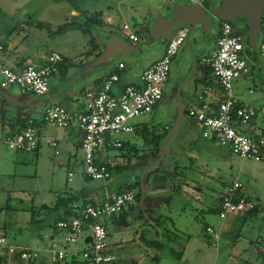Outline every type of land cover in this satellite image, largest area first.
<instances>
[{
    "label": "rangeland",
    "instance_id": "obj_1",
    "mask_svg": "<svg viewBox=\"0 0 264 264\" xmlns=\"http://www.w3.org/2000/svg\"><path fill=\"white\" fill-rule=\"evenodd\" d=\"M94 1L0 0V45L7 44L6 37L12 35L23 47V49L20 48V53L26 56L46 57L50 52L55 51L63 56L65 61L63 66L67 65L68 71H71L70 68L72 67L78 69V73L75 75V79L78 78L79 81L75 85L76 89L79 90L76 98L77 103L72 105L71 108V105L62 103V99L59 100L62 106L67 109L70 108L73 111L70 110L69 112L73 113L74 111H82L86 101L85 91H83V95L80 94V91L84 90L85 85H87V63L85 59L88 52L103 51L108 40L115 38L122 42L127 50H123L117 56H112L106 65L113 69L121 60L127 69L137 70L145 67L151 59L160 56L165 41L164 39L154 40L151 35L153 19L158 16L165 17L170 7V5H167L168 2L162 3L158 0H134L140 8V11L136 14L129 11L128 4L130 3L120 4L119 0H106L110 4L108 10L112 12L113 23L109 26L102 25L98 30H92L93 44L89 40V36L76 29L58 33V30L64 24L77 20L78 16L86 15L87 3ZM106 1L101 0L98 3L99 7H103ZM171 4L195 6L193 0H172ZM72 9L78 13L76 18L68 13ZM119 11L122 12V15L121 12L118 13ZM27 22L29 23L27 27L31 26L28 30L23 29V25ZM232 25L236 31L247 39L246 26L243 23L238 22ZM123 26L128 29L126 33L123 31ZM262 26H264V12ZM179 29L186 30L187 36L172 62L171 74L163 93V100L151 113L139 115L129 121V124L135 129L155 125L160 128L155 129L154 133L161 135L159 132L164 133L165 124L172 131L179 113V103L175 92H178L180 86L183 88V94L188 91L192 94H198L203 88V81L198 80V69L196 67L199 65L205 66L200 61L202 54L206 49L216 45L218 39L216 26L212 22L209 27V34L212 35L210 41L203 39L202 28L199 25L194 28L185 25L177 26L173 34ZM127 32L135 33L138 41L128 40ZM107 35L110 37L107 38ZM256 47H258V44ZM104 52L103 54H105ZM245 58L251 73L232 81V95L246 107L255 111V117L252 119L253 126L264 131V61L258 54L253 56L247 54ZM1 59L2 55L0 54V61ZM81 60L84 61L82 65H80ZM0 65L2 64L0 63ZM189 65L190 69L187 71ZM194 69H196L195 73L192 74ZM49 88L51 93L43 97L22 95L16 86L5 90V94L8 98H15L19 103L31 100V105L40 104V106L46 107L50 104L49 96L54 95L56 92L54 79L52 78L49 82ZM173 95L176 98H172ZM186 98L184 95L181 98L183 105L186 104ZM2 104L6 110L5 112L0 107V118L5 119H1V121L3 120L1 124L2 131L11 128L12 121L18 119L11 117V113H17L20 110L18 114L24 117L37 116L26 110H18L6 98L2 99ZM36 121L34 120L33 126L36 130H39L40 134L46 135L45 131L50 134L55 132L58 135L65 134V131L60 128L49 127L42 121V124ZM188 123L191 122L183 117L173 136L182 135L184 127H189ZM148 130L146 132L150 134L151 131ZM143 132L142 129L137 131L136 135L139 137L134 133L121 136L124 142L128 140L130 143H135L129 146L126 145L122 151L109 150L97 153L98 164L123 167L117 172L113 171V178L105 183L87 181L83 177V153L78 142L74 147L60 143L56 148L57 155L45 143V139L41 141L38 150L31 152L12 151L6 144V138L0 133V237L5 238L6 244L27 246L38 250L41 258L45 257L46 261L49 262L48 254L44 251L48 248V244L56 240L58 236L56 234L55 239H50L51 234L54 235L55 232L52 227L47 226L54 216L44 217L41 209L42 213L36 219H45V221L43 224L33 226L30 224V213L23 211L22 208L29 209L32 206L35 209H40L45 206L46 210L51 209L55 205L58 196L67 199L76 192L75 195H78L84 187L89 185L110 183V185L118 186L120 184V187H133L132 192L139 194V179L142 182L144 181L145 186L160 183L162 185L161 194L166 193L164 185H170L169 179L173 178L174 183L178 182L177 177L174 176L176 175L175 171L172 173L167 172L171 166V160L168 158H172L175 165L187 167L190 163L184 157L186 151L181 150L183 148L178 143L179 140H176L167 149V154L162 156L161 143L163 140L159 143H154L149 137L146 140L143 137ZM198 133L197 129L192 131V137L197 143L195 150H193L197 154L199 153V159L196 161L198 170L194 169L198 177H201L199 185L195 186L198 191L189 193V195H194L192 198L185 192H175L172 195V212L175 226L170 225L169 221H164L159 227L157 237L162 242V249L155 251L153 248H145L137 241L138 234L141 232L140 229L145 225L146 216H140L135 222L131 220V224L127 228L124 225H119L118 221L111 223L107 219L105 221L108 232L107 243L115 258L114 264H263L256 257L257 250L250 242L258 240L261 245L264 244V221L260 217L247 219L246 221L238 218L232 227L223 228L228 218L224 221L220 220L215 209L218 197L226 192L234 181L241 183L242 192L245 196L264 206V157L260 162L243 161L235 156L230 149L220 147L215 142L211 144V141L203 139ZM182 143L189 145L188 142ZM182 156L184 158H181ZM108 158L114 159L113 162L108 163ZM175 169H179V166ZM179 171L183 172V169H179ZM69 172L72 173V177L68 182L67 174ZM171 186L173 187V183H171ZM156 198L161 199V196ZM148 201L147 206L150 209L148 208L147 212L158 215L151 214L149 215L150 218H163L165 217L163 215H167L166 208L162 203L158 207V203L151 204V201ZM129 205L138 208L140 204L138 199H135ZM7 207L10 209L5 210ZM152 208L155 209V212L151 211ZM127 209L128 206L125 207V211ZM208 226L220 232V238L216 246L213 245L210 236L206 233V227ZM138 227L139 229H137ZM165 229L171 231V233H168L169 238L164 235V233L167 234ZM136 230L138 232L134 233ZM155 231L151 234L152 238L155 236ZM148 238L150 239V237ZM144 245L153 246V241H146ZM53 247L61 249L64 246L62 247L57 243ZM82 248L80 240L75 255L78 264L82 262ZM67 249H71V247L66 246L65 250ZM3 250L0 247V255ZM170 250L173 254L178 255L181 252L185 254L180 259V255L177 258L176 255L169 252ZM155 254L159 258L157 262L152 261L149 257ZM67 262L70 264V258L67 259ZM6 263L26 264L8 256Z\"/></svg>",
    "mask_w": 264,
    "mask_h": 264
},
{
    "label": "built area",
    "instance_id": "obj_2",
    "mask_svg": "<svg viewBox=\"0 0 264 264\" xmlns=\"http://www.w3.org/2000/svg\"><path fill=\"white\" fill-rule=\"evenodd\" d=\"M193 3L198 5L202 1L193 0ZM186 36V30H177L166 44L160 59L140 74L138 84H127L116 90L121 79L118 74L111 73L104 79L99 90L85 93L83 112L72 115L61 105H51L44 109L41 121L46 126L68 129L75 124L79 130L85 179L103 183L110 181L112 174L107 165L97 163V153L120 150L124 143L121 136L132 134L135 130L129 121L139 115L151 113L160 103L169 79L172 60ZM128 37L133 42L138 40L131 34ZM243 38L230 22L222 21L216 45L200 58L201 63L211 70L219 88L220 97L217 99L216 109L207 113L193 106L187 109L186 114L199 126L203 139L230 149L243 161L260 162L264 141L252 139L245 129L255 112L240 106L239 101L232 95V81L250 73L244 55ZM257 44V54L264 61L262 25ZM62 61L63 57L59 53L51 52L43 65L28 64L20 71L0 65V89L16 86L23 94L46 96L49 92V80L57 72V66ZM123 68L124 65L120 63L118 69ZM205 90L212 93L213 87L207 86ZM198 99L201 100L202 97L199 96ZM33 125L34 120L28 119L22 130L6 140L8 148L12 151H35L38 147V136ZM50 146L54 148L55 142L52 141ZM71 176L69 173L68 181ZM241 191V183L234 181L223 193L218 213L220 220L224 221L231 214L244 213L254 208L255 201L243 196ZM134 197L133 192L127 191L113 196L106 195L101 200L93 199L92 203L85 205L74 204L75 215L56 223L57 232L62 234L63 245L70 246L71 249L67 251L65 248H46L44 252L48 254L49 263H64L68 258L74 259L80 240L83 247L82 261L88 264L113 262L115 258L108 247V232L104 221L121 213ZM206 233L216 246L220 232L208 226ZM0 247L6 249L9 258L16 255L18 261L37 263L42 259L38 250L6 244L4 237H0Z\"/></svg>",
    "mask_w": 264,
    "mask_h": 264
},
{
    "label": "crops",
    "instance_id": "obj_3",
    "mask_svg": "<svg viewBox=\"0 0 264 264\" xmlns=\"http://www.w3.org/2000/svg\"><path fill=\"white\" fill-rule=\"evenodd\" d=\"M100 1L101 0H95L92 3H87V15H90L92 13H100L101 14V20H102V23H103L102 25L103 26L112 25V23H113L112 12H109V10H108L110 8V4L105 0L106 2L104 4V6L103 7H99L98 3ZM158 1L162 2V3L168 2L169 3V4H167L168 6L169 5L170 6L171 5H177V4H171L172 0H158ZM119 3L120 4L130 3V4H128L129 11L134 13V14H136L138 11H140L139 10L140 8H139L138 4L135 3L134 0H119ZM90 5H92V6H90ZM120 12L121 11H119L118 13H120ZM68 13L72 17L78 16V13H76V11L73 10V9L69 10ZM121 15H122V12H121ZM28 25H29L28 22H27V24H24L23 25V29L25 28L26 30H28L29 28H31V26L27 27ZM99 28H97L96 30H98ZM127 30L128 29L126 28V26H123V31L125 33H126ZM129 34L134 35V36L137 37V35L135 33L127 32V36ZM107 36H108L107 38L110 37L109 35H107ZM103 38H104V36H103ZM6 39H7L6 40L7 44H4V46L0 45V54L2 55V59H1L0 63L2 65L6 66V67L8 66V68H10V69H12L14 71H20L21 69H23L28 64L43 65L45 63V60H46L47 56L46 57H40V56H35L34 57L32 55L26 56L23 53H20L21 52L20 48L23 49V47L18 43V41H16L12 37V35H10V36L8 35V37H6ZM137 39H138V37H137ZM128 40H130L129 37H128ZM165 47H166V41H164V43H163V47H162V51H161L160 56L157 57V58L151 59L149 62H147L145 67L137 69V70L127 69L125 64L121 60L118 61L117 66H115L113 69L109 68V66L106 65V64L108 63L109 59L112 56L107 58V59L104 58L103 52L105 51V48H104L103 51L96 50V51L88 52L87 53V57L85 59L86 63H87V64L85 63L87 65V85H85V87H84L85 89L83 88L84 90L80 91V94L83 95V91H85L84 92V95H85L86 92L99 90L101 85H102V82L104 81V79L111 73L118 74L120 79H121L120 83L116 86L117 87L116 90L122 88L123 86H125L127 84H138L139 83L140 74L143 72V70H145L147 67L151 66L154 62H156L157 60L160 59V57L164 53ZM212 48L213 47L211 46L209 49H206V51H204V53L209 51ZM99 49H101V48L99 47ZM52 52H55V51H52ZM102 54H103V56H102ZM117 55H119V54H115L113 56H117ZM176 55H175V57H176ZM174 58H173V60H174ZM33 60H34V62L32 63ZM173 60H172V62H173ZM83 62L84 61L81 60L80 65H82ZM63 63H65L64 58H63L62 64L59 66L60 68L58 67L57 72L51 77L52 79H54V85H55L56 92L54 93V95L49 96V103H50L49 105H47L46 107H43V105L40 106V104L36 105V106L35 105H31V103H30L31 100L27 101L25 103H19V102L16 101L15 98L12 99V97L11 98L7 97V95L5 94V90H7V89H5V90H1L0 89V107L6 112V110L4 109V106L2 104V99L6 98L10 103H13V105H15L18 108V110L19 109L26 110L27 112H32L34 115L35 114L37 115V116H34V117L33 116L32 117H30V116L24 117V116H22L20 114L21 115L20 116L18 114V112H20V110H19L17 113H11V117L18 118V119H25V120L34 119V120H37L36 122H38L39 124H42L41 123V117H42V113H43L44 109L49 107V106H51V105H61L60 101H59L60 99H62V103L64 102L67 105H71L70 107L72 108V105L77 103L76 98L78 96L77 93L79 92V90H77L76 87H75V85L79 82L78 78L75 79V77H76L75 75L78 73V69H75V68L73 69V67H72V68H70L72 70L68 71L67 70V65L63 66ZM120 63L124 65V68L122 70L118 69V65ZM263 64H264V62H263ZM171 65H172V63H171ZM196 68L198 69V78H199L198 80L201 79L203 81L202 82L203 83L202 90L198 94H195V93L192 94V93H189V91H188L187 92L188 95H186L187 93L185 92L186 94H183L184 93V91L182 90L183 88L180 86V89H178V92L176 91L175 94L177 93L176 94L177 95V99H178L177 101L179 103L178 117H179V114H180V110L182 111V117L179 120V122H177V120H178V117H177L176 124H175L174 129H173L174 131L173 130L170 131V128L167 125L164 124V129H165L164 133L163 132H159L161 135L162 134L164 135V136L162 135L163 136V139H162L163 141L161 143V145H162V156L164 154H167L166 151L169 148V146H171L172 142L174 144V142L176 140H179L178 143L180 144L181 148H183L181 150H185L186 151L184 157H186V159L190 163V165H188L187 167L186 166L184 167L182 165H175V161L172 158H168V159L171 160V166H170V170L167 171V172L172 173V172L175 171L176 175H174V176L177 177L176 179L178 180V182L174 183L175 180L170 177L171 179H169V183L170 182L173 183V187L172 186L170 187L171 183H170L169 186H168V184L164 185L165 189H166V193H164L162 195L161 194V186L162 185H160V183H155L153 185L152 184H150V185L148 184V186L147 185L145 186L144 185V181L142 182V180L139 179L138 180L139 181L138 182L139 183L138 187L140 188V197H139L138 201H139L140 205H139L138 208H136L135 206H131V207H129L131 209L128 208L127 211H126V212H128V218L127 219L130 222V224H131V220H132V222L133 221L135 222L140 216L148 217V218L145 217V221H144L145 225H143L141 227V229H140L141 232H139L138 237H137V241L143 246H144V243L140 242L141 241V239H140L141 236L140 235H141L142 231L143 230H148L149 233H146L145 238L149 239L148 237H150V239H151L152 238L151 234L156 230V229L154 230L152 218H150L149 215H151V214L157 215V214L156 213L147 212V210L150 209L147 206V204H149L148 200L151 201V204L158 203V205H157L158 207H160L159 204L161 205V203H162V205L165 206L164 208H166V213H167V215H163V214L162 215L165 216V217H169L172 220V222H173V224L175 226V222L173 220V212H172L173 211V207H172V198H173V196L172 195H174L175 192L176 193L185 192V193H187L189 195L190 192L198 191L197 188H195V186L197 187L199 185L201 177H198V174H197V172L196 173L194 172V169H197L196 161H197V159H199V153L197 154L194 151L195 147L197 146V143H196V140L193 139V137H192V135H193L192 131L197 129L198 132H199L198 134H200V136H201V131H200L199 126L193 120H191L187 116L186 113H187V109L189 107H193V106L194 107L196 106V107H198L200 109H203L207 113L215 111L216 106H217V99L220 97V93H219V88L215 84V80L213 79L212 74H207L206 67L205 66L203 67V66L199 65ZM189 69H190V65L187 68V71H189ZM195 70L196 69H194L192 71V74L195 73ZM250 73H251V70H250ZM170 74H171V70H170ZM169 77H170V75H169ZM49 82H50V80H49ZM168 82H169V79H168ZM168 82L165 84L164 90L166 89V86L168 85ZM207 86L213 87V92L212 93L206 92L205 88ZM20 93H21V91H20ZM49 93H51V89L50 88H49L48 94ZM21 94L22 95H27V94H23V93H21ZM183 95L185 97H187L186 100H185L186 101L185 105H183V103H181V98H182ZM27 96H31V95H27ZM199 96L202 97L201 100L198 99ZM174 97L176 98L175 95H173L172 98H174ZM162 100H163V98H162ZM162 100L160 101L159 104H161ZM165 104H167V103H165ZM239 104H240V106L246 107V105H244L241 101H239ZM158 105L154 108V110L158 107ZM39 107H41V108H39ZM246 108H248V107H246ZM67 110L70 111L71 109L68 108ZM83 110L80 111V112H75L74 111V113L73 112H70V113L72 115H77L78 113L83 112ZM71 111H73V110H71ZM183 117H186L191 122L190 124L189 123L187 124L189 127L188 128L184 127V129L182 131V135L173 136L175 130L177 129V127L182 122ZM254 117H255V115L253 116V118ZM1 119H3V117L0 118V133L6 138V140L8 138L14 136L16 133H18L20 131V124L17 123V119H15L16 121H12L11 128L2 131L1 130V127H2L1 124H2L3 120H5V119H3L2 121H1ZM157 128H160V127H157L155 125L144 126V127L139 128V129H135L133 133L136 135L138 130L142 129L144 132H146V129L150 130V129H157ZM247 128H248V130H247ZM245 129H246V133L252 139L263 140L264 141V131L261 130V129H256L253 126L252 120L248 124V126L245 127ZM61 130H64L65 134L58 135L57 132H55L54 134H50L47 131H45L46 135H44V134H40L39 130L37 129L36 133H37V136H38V147H37L36 150H38V148L40 147V143H41V141L43 139L46 140L45 143L50 148H51L50 143L52 141L55 142V147L51 148L54 151L55 155L58 154V151H57L56 148L58 147V145L60 143L65 144L66 146H71V147L73 146L74 147L77 144V142H78V145L80 146V136H81V134H80L79 130L76 128L75 124H73L68 129H61ZM42 135H44V136H42ZM136 136H138V135H136ZM182 142H188L189 145L183 144ZM124 144L129 146L130 144H135V143H130L128 140H126V142H124ZM193 144H194V146H193ZM211 144H213L212 141H211ZM102 152H104V151H102ZM105 152H107V151H105ZM184 157L182 156L181 158H184ZM113 160L114 159L108 158V163L109 162H113ZM177 166H179L180 170L183 169V172L182 171L180 172L179 169H175V168H177ZM111 167H112V165H111ZM187 169H189V170L187 171ZM68 174H67V176H68ZM194 175H196V176L194 177ZM112 178H113V176H112ZM70 180H71V178H70ZM67 181H68V177H67ZM145 181H147V179H145ZM119 187H120V184L118 186H114V185H110V183H107V184H104V185L103 184H101V185H92V186L89 185V186L84 187L82 190H83V193L85 195H87L89 198L101 200L106 195L113 196V195L117 194V191L119 190ZM158 196L159 197L161 196V199L160 198H156ZM189 196L192 198V196H194V195L190 194ZM151 211L155 212V209L152 208ZM241 216L242 215H240V214L239 215H237V214L229 215L227 217L228 221H227L226 225L223 226V228L232 227L233 224L236 223L237 219L240 218ZM105 221H104V224L106 226V222ZM110 221H111V223H113L112 219H110ZM139 227L137 229H139ZM137 232L138 231L136 230V232H134V233H137ZM56 234H58L57 239L53 240V239H55V237H56L55 235ZM155 236H156V234H155ZM155 236H153V237L155 238ZM50 239H52L53 241L50 242L47 247H53L57 243L60 244L62 247L64 246L63 242H62V234L61 233L56 232L54 235L51 234ZM63 248H65V246ZM68 250H70V249H67V251ZM145 250H147V249H145ZM184 254H185L184 252L183 253L181 252L179 254L180 255L179 258L181 259L184 256ZM149 257L151 258V256H149ZM43 258L46 259L45 257H43Z\"/></svg>",
    "mask_w": 264,
    "mask_h": 264
},
{
    "label": "trees",
    "instance_id": "obj_4",
    "mask_svg": "<svg viewBox=\"0 0 264 264\" xmlns=\"http://www.w3.org/2000/svg\"><path fill=\"white\" fill-rule=\"evenodd\" d=\"M81 17H82V19H81ZM230 23L233 24L232 22H230ZM102 24L103 23H102V20H101V14L100 13H92L90 15L86 14L84 16H78L77 20H74V21H71L70 23L64 24L58 30V33H60V32L64 33V32H67L69 30L76 29V30H79L81 33L89 36V40L93 44L94 39L92 37V33L91 32H92V30H95V29L101 27ZM243 47H244V55L246 56L247 54H249V52L247 50V39H245V37L243 38ZM62 62L60 64H58L57 69L62 64ZM206 70H207V74H211V70L208 67H206ZM26 122H27V120H25V119H17V123L20 124V130H22L26 126ZM146 130H148V129H146ZM148 131H151V133L148 134V132H143V137L146 140H148V137H149V139L153 140L154 143H159L163 139V136L154 133L155 129H150ZM125 147H126V144L123 143V147L120 150L122 151V149L125 148ZM262 155H263L262 157H264V150H263ZM107 167H108V170L111 172V174H112L113 171L117 172V171H119L120 169L123 168V167H120V168L119 167H111L109 164L107 165ZM86 180L87 181H91L89 179H86ZM132 188L133 187H130V186L129 187H119V190L117 191V194H120V193H123V192H127V191H131L132 192ZM82 192H80L78 194V195L81 194L80 196L75 195V194H77V192H76L73 195H70L67 199L63 198L61 196L60 197L58 196L55 205L51 209H48V210H46L45 206H42L40 209H35L34 207L31 206V207H29V209L22 208V210L23 211H28L30 213V215H31L30 224L33 225V226L44 223L45 219H36L37 216L39 214H41L42 212H43L42 215L44 217L53 215L54 216L53 220H51V222L48 223L47 226L52 227L54 229L53 231L56 233L57 232V229H56V223L57 222H59L60 220H64V219L70 218V217L75 215V211L73 210V205L74 204H84L85 205V204L93 202V199L89 198L87 195H85ZM241 194L243 196H245L242 191H241ZM222 196H223V194H221L218 197L219 199L217 201V206H216V209H215L217 214L219 213V210H220V204H221V201H222ZM80 197H82V198H80ZM139 197H140V193L139 194H135L134 198L135 199H139ZM245 197H247V196H245ZM80 199H82V200H80ZM129 207H131V206L128 205V208ZM8 209H10V208L9 207L5 208V210H8ZM41 209H42V212H41ZM129 209H131V208H129ZM239 214L242 215L240 217L242 219V221H246L247 219H252V218H256V217H260L261 220L264 221V206L258 204L257 202H255V206H254L253 209L245 211L244 213H239ZM127 218H128V212H126L125 209H124L121 213H118L117 215H114L111 219H112V222H117L118 221L119 225H124L125 228H127V226L130 224V222L128 221ZM164 221H169V223L172 226L174 225L172 220L169 217L152 218L154 230L155 229L157 230V231H155L156 232L155 233L156 234L155 238L154 237L152 239L145 238L146 233H149V231L148 230H143L142 231L141 237H140V239H141L140 242L141 243H144V242L149 241V240L153 241V246L144 245L146 248H153L155 251H159V250L162 249V245H161L162 242L159 239V237H157V234H158L159 227L163 224ZM165 232H167V234L164 233V235H167V238H169V234L168 233H171V231H167L165 229ZM168 241H169V239H168ZM87 242H88V240H87ZM250 243H252V245L255 248V250H257L256 257L259 260H261L260 262H262L264 264V244L261 245L258 240H256V242H250ZM170 253L173 254V252L171 250H170ZM173 255H176L177 258L179 257L178 256L179 254L178 255L177 254H173ZM14 258L16 260H18L16 255L14 256ZM151 260L157 262L159 260V258L155 254L154 256H151ZM6 262H7V252H6V249H4L2 251V254L0 255V264H6ZM19 262H24V261H19ZM114 262L115 261L111 262L110 264H114ZM24 263H26V264H50L44 258H42L40 260V262H37V263H35V262H24ZM55 264H69V263L67 261H65L64 263H59L58 262V263H55ZM70 264H78V263H77V261L74 258V259L71 260ZM80 264H88V263L85 262V261H82Z\"/></svg>",
    "mask_w": 264,
    "mask_h": 264
},
{
    "label": "water",
    "instance_id": "obj_5",
    "mask_svg": "<svg viewBox=\"0 0 264 264\" xmlns=\"http://www.w3.org/2000/svg\"><path fill=\"white\" fill-rule=\"evenodd\" d=\"M264 0H205L195 5H171L165 17H155L152 21V38L164 39L166 44L173 35L175 27L180 25L202 28V37L210 41L209 27L213 19L232 23L241 22L246 26L247 50L250 56L257 54V40L262 25ZM127 47L115 38H110L105 46L104 58L120 54ZM182 117V111L177 122Z\"/></svg>",
    "mask_w": 264,
    "mask_h": 264
},
{
    "label": "flooded vegetation",
    "instance_id": "obj_6",
    "mask_svg": "<svg viewBox=\"0 0 264 264\" xmlns=\"http://www.w3.org/2000/svg\"><path fill=\"white\" fill-rule=\"evenodd\" d=\"M213 22H214L216 29H217V32H218L222 21L217 20V19H213Z\"/></svg>",
    "mask_w": 264,
    "mask_h": 264
}]
</instances>
